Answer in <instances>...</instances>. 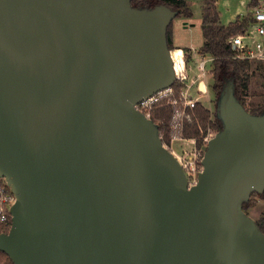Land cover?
Wrapping results in <instances>:
<instances>
[{
    "label": "water",
    "instance_id": "95a60500",
    "mask_svg": "<svg viewBox=\"0 0 264 264\" xmlns=\"http://www.w3.org/2000/svg\"><path fill=\"white\" fill-rule=\"evenodd\" d=\"M176 14L0 0V178L16 200L0 252L12 264H264V232L242 210L264 190V111L226 88L188 188L133 108L174 83Z\"/></svg>",
    "mask_w": 264,
    "mask_h": 264
},
{
    "label": "trees",
    "instance_id": "16d2710c",
    "mask_svg": "<svg viewBox=\"0 0 264 264\" xmlns=\"http://www.w3.org/2000/svg\"><path fill=\"white\" fill-rule=\"evenodd\" d=\"M253 6L258 4L257 0H251ZM204 8L202 14V37H204L203 46L200 49V54L205 53L213 57L212 62V76L213 83L211 89L214 92L216 101L222 97L226 88H230L233 91L235 99L241 103L253 115H258L264 111L263 108L258 110H250L247 106V97L249 96L250 86L257 80V77H262L264 64L259 61H250L247 59L235 58L236 51L232 49V46L228 43V40L238 33H241L249 22V17H238V19L228 24L227 26L219 25V13L217 10V4L215 0H203ZM130 4L137 8L150 9L157 5L169 6L172 10L176 11L175 18L183 16L184 18H190L192 13L187 7L186 3L182 0H130ZM172 21L167 27L166 38L168 40V48L172 49ZM173 85V84H172ZM177 91L178 87L173 85ZM195 120L204 130L207 127L209 118L211 117V111L202 107L200 104L195 105L194 109ZM173 114L171 107H164L156 109L153 112L151 121L158 126L159 136L162 144H168L171 137L170 121ZM218 131L222 128V124L214 115L213 123H210ZM184 137L196 138L198 146L201 145L199 136L200 131L196 123H188L185 125ZM264 199V190L260 193H251L250 198L244 201L242 204V210L244 212L251 208L255 199ZM247 213V212H246ZM256 225L260 230L264 232V216L260 221L256 222ZM0 262L2 264H12L5 253L0 252Z\"/></svg>",
    "mask_w": 264,
    "mask_h": 264
},
{
    "label": "built area",
    "instance_id": "2783aa9c",
    "mask_svg": "<svg viewBox=\"0 0 264 264\" xmlns=\"http://www.w3.org/2000/svg\"><path fill=\"white\" fill-rule=\"evenodd\" d=\"M228 43L236 51L235 58L247 59L250 61H259L264 64V7L259 5L249 17L246 28L238 35L230 38ZM175 80L173 85L177 86V91L172 85L167 89L158 91L152 96L147 97L136 103L133 108L142 113L145 118L151 120L154 110L171 107L173 114L170 121L171 137L168 144L164 147L173 154L183 169L187 186L190 188L198 182V174L202 170L201 158L205 152L208 141L213 138L217 130L214 128V117L211 113L206 129L200 127L195 120L194 107L200 104L196 98V93H204L207 85L203 82L207 74V58L200 55L196 62L195 91L192 90L193 82L188 80V74L183 71L182 67L174 64ZM185 70V69H184ZM203 106V105H202ZM196 123L200 136L201 145L198 146L196 138H185L184 131L186 124ZM193 143L192 147L176 151L175 144H184L185 142ZM15 196L5 180L0 178V233H7L11 226L10 209L15 203ZM0 264H2L0 262Z\"/></svg>",
    "mask_w": 264,
    "mask_h": 264
},
{
    "label": "rangeland",
    "instance_id": "374dc122",
    "mask_svg": "<svg viewBox=\"0 0 264 264\" xmlns=\"http://www.w3.org/2000/svg\"><path fill=\"white\" fill-rule=\"evenodd\" d=\"M186 3L187 7L190 9L192 16L189 19H183L180 17L174 18L172 21V26L175 27L178 33V44L180 46L190 45L199 47L202 44V33H201V17H202V0H182ZM260 7H264V0H257ZM218 6L217 10L221 14V19L224 22L230 21L237 11L244 14L242 17H251L254 7L251 0H217ZM228 20V21H227ZM187 26L188 29H184ZM170 54L174 59V64L177 67H182L185 73H189L191 63L194 61L193 53L189 48L182 49L177 48L173 44ZM196 53L200 56V49L196 50ZM185 69V70H184ZM262 77H257L254 83L250 86L249 96L247 97V106L250 110H258L264 107V69ZM197 74V72H195ZM194 74V75H196ZM203 82L207 85L206 91L204 93H196V98L199 100L200 105L209 111H211L213 117L216 114V97L211 85L213 83V76L210 71L205 75ZM210 96V98H209ZM223 101V98L221 99ZM193 143L191 141L185 142L184 144H175L176 151L182 149H187L192 147ZM247 214L254 219L255 222L261 220L264 216V199H255L254 205L247 209Z\"/></svg>",
    "mask_w": 264,
    "mask_h": 264
},
{
    "label": "crops",
    "instance_id": "0c3cea01",
    "mask_svg": "<svg viewBox=\"0 0 264 264\" xmlns=\"http://www.w3.org/2000/svg\"><path fill=\"white\" fill-rule=\"evenodd\" d=\"M202 2H203V0H202ZM215 2H216V4H217V6H218V2H217V0H215ZM259 5V4H258ZM203 8H204V2L202 3V14H203ZM219 13V12H218ZM244 14H241V12H239V11H237L236 13H235V15L232 17V18H230L231 20L230 21H228V22H224L223 21V19H221V14L219 13V25H223V26H227L228 24H230V23H233V22H235L237 19H238V17H242ZM180 18H183V19H185L182 15L181 16H179ZM191 18V17H190ZM186 19H189V18H186ZM201 20H202V17H201ZM173 21V20H172ZM203 21V20H202ZM202 21H201V26H202ZM188 29V27L187 26H185L184 27V29ZM177 29L175 28V27H173L172 26V35H171V38H172V44L175 46V47H177V48H182V49H186V48H189L191 51H192V55H193V59H194V61L191 63V65H192V68L190 67V71H189V73H188V80L190 81V82H193V85H192V90L193 91H195V87H196V78H197V75H198V73L196 74L195 72H196V62H197V60H198V58H199V55L196 53V50H199V49H201V47L203 46V43H204V37H203V40H202V44L199 46V47H193V46H190V45H184V46H180V45H177L178 43V33H177V31H176ZM201 33H202V31H201ZM205 55V57L207 58V72H209L210 71V68L212 69V62H213V57L211 56V55H209V54H207V53H205L204 54ZM194 74H196V75H194ZM254 83V82H253ZM252 83V84H253ZM251 84V85H252ZM209 98H210V96H209Z\"/></svg>",
    "mask_w": 264,
    "mask_h": 264
}]
</instances>
